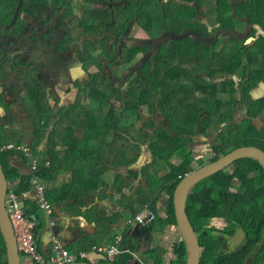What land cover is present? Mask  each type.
Here are the masks:
<instances>
[{"label": "trees", "instance_id": "16d2710c", "mask_svg": "<svg viewBox=\"0 0 264 264\" xmlns=\"http://www.w3.org/2000/svg\"><path fill=\"white\" fill-rule=\"evenodd\" d=\"M198 1L202 16L200 19L196 18L193 7L171 0L164 3V12L161 17L158 16L161 10L147 20H143L142 16L141 27L146 29L150 37H158L164 32L165 27L176 34L194 29L200 36L206 38L211 37L212 33L219 29L245 35L239 39L229 38L228 41L223 37L218 38L212 42V45L201 43L192 36L183 41H170L165 45L167 48L163 51L166 54L162 55V65L145 75L150 88H143V90L145 83L140 80H135L131 86L126 87V108L130 112H135L139 118L141 117L138 112L139 104L142 106L149 104L150 111L153 114L156 113V104L150 103L151 97L154 93L156 94V99H160L159 107L168 119L165 120L166 130L160 128L157 135L148 141L144 137L140 139L135 126L129 125L130 131L127 129L129 133H126L129 137H125L132 139V142L128 141L129 145L124 144V139L114 137L110 121L101 120V116L108 113V99L111 96L110 91H113L109 86L110 77L107 76L104 79L102 76L91 75L86 79L82 77L81 81L76 82L78 97H84V101L88 100V103L83 104L78 101L68 105L62 113V119L55 123L53 130L48 118L41 119L43 125L40 128L36 127V138L32 142L34 144L32 150L36 152L39 144L51 133L49 151L55 152L59 146H68L67 151L72 153L74 159H78L76 151L78 142L84 143L82 147L84 151L79 153H83L84 159L89 162L90 157H94L96 163L90 162L92 165L84 169L78 162L75 163L72 171L71 191L73 193L78 187L89 188V181L94 184H105V178L110 171L108 167L121 168L122 166H118L121 163L129 165L134 162L139 156L135 143H140L139 140H141L146 144L150 154L148 165L142 169L146 187H140L136 195L130 198L131 209L129 210L133 216L144 209H148L153 214L154 219L149 231L153 247L143 251L146 259L141 257L144 262L137 260L136 264H167V262L168 264H186L187 262L183 240L174 244L171 252L158 245L156 240L170 227H177L173 204L174 193L184 177L196 170L192 168L194 159L187 153L186 145L190 141V134L195 132L198 134V130L201 129V135H205L206 130L211 126L212 115L217 112L227 117L240 113V116L247 120L238 124L237 129L234 126L222 128V132L216 137L210 163L243 147H255L264 152V127L255 128L249 121L259 115L264 107V100L251 99L253 89L264 80V0ZM18 3L19 0H0V23L4 24L9 32ZM149 3L157 4L156 0H149ZM23 23L19 27L20 31L28 27L27 22ZM157 23L160 28L154 30ZM123 25L125 29L124 22ZM248 27L252 28L248 30ZM86 30L85 28L84 32ZM71 41L66 40V49ZM169 46L174 49H170ZM221 54L225 62L223 66L221 65L218 79L216 80L215 71L205 76L214 81V84L205 82L207 86L211 84L212 89L204 97L195 96L192 87L194 82L204 83L205 81L204 76L201 75L202 72H198V69L201 68L205 73L210 72L211 65L219 64L215 58L221 59ZM6 55L7 52L5 55L0 52L2 66ZM2 58L3 61H1ZM178 60L180 61L176 64ZM93 61L94 59H91L84 63L86 72ZM190 63L197 65V71L190 69L188 65ZM103 90L110 91L105 98H100V92ZM120 95L117 96L120 98ZM220 95L230 97L227 104L219 98ZM32 98L28 97L31 101ZM235 103L239 109L234 106ZM31 105L33 106V103ZM101 105L106 108L97 114L96 110ZM225 110L226 113H224ZM87 115L91 118L90 120H94L92 123H88L90 120H87ZM120 121L117 128L123 129L119 127ZM145 126L150 127L148 123ZM77 134L85 135L83 141L76 138ZM108 135L113 138L112 142L107 140ZM93 136L104 139L93 141ZM9 146L10 143L0 142V162L11 185L20 181L10 190L21 196L35 189L34 177L23 175L16 165V157L25 162H28L29 158L18 154L16 152L19 151L18 149H9ZM131 150L133 153H130ZM60 154L59 152L53 156L58 159ZM176 156H182L181 164H171V159ZM121 158L125 160L120 161ZM80 159L83 158L80 156ZM199 165L203 167L205 164L199 161ZM159 168L168 169V173L160 176ZM53 169V167L49 169L43 167L41 171L44 170L45 175L50 174L51 178H55L59 172L54 173ZM40 172H37L35 177L43 179ZM116 175V184H123L122 176ZM129 175L136 176L133 171H129ZM233 182L238 183L237 195L231 194L229 190ZM48 196L50 200L55 199L52 188L48 189ZM70 197L69 191L64 198ZM163 202H165V210L161 213L159 206ZM26 213L31 214L29 211ZM186 213L199 239L200 264H243L246 261H250V264H264V170L259 163L252 160L239 161L233 165L231 171L227 169L198 184L187 200ZM213 218L227 221L230 226L242 230L245 236L244 243L237 245L231 252L223 251L217 233L215 232L214 235V230L210 226V220ZM228 233L234 234V231L229 228ZM129 241L131 244L135 242L133 239L123 238L121 249L127 247L128 252L111 264H131L134 260L131 252H135L138 244L135 242V246L131 249L127 245V242L130 244ZM0 264H8L6 244L1 231Z\"/></svg>", "mask_w": 264, "mask_h": 264}, {"label": "flooded vegetation", "instance_id": "af4514ba", "mask_svg": "<svg viewBox=\"0 0 264 264\" xmlns=\"http://www.w3.org/2000/svg\"><path fill=\"white\" fill-rule=\"evenodd\" d=\"M168 1L171 0H156L157 4H150L149 0H66V3L63 2L61 4L57 3L56 0H19L16 6V13L11 23V31H7L5 25L0 23V52H3L4 55L7 52L4 61L3 58L1 59L3 66L0 65V84H5L3 89L7 88L6 82H8V78H5L2 73V70L4 72L6 70L9 79H12L9 82L10 89L7 93L13 92L20 95L25 86L27 93L23 90L26 94L24 98L28 99L31 96L33 97L32 101H35L33 106L30 105L31 108L29 107L32 117L31 120H46L48 118L47 120L51 125L55 120L62 119V113L68 106L67 99L63 100L59 98V93H55L54 91L59 86H62L63 80L61 77H58L59 74L66 77L67 82L65 83L70 84L73 79L75 83H72V89L75 90L77 89L76 82L81 81L82 77L86 79L88 76L94 75L102 76L105 79L109 76V86L113 91L109 90L111 96L108 99L109 106L107 108L109 110L107 111V116L112 124L114 136L117 139L123 140L125 137H129L127 135L129 133L127 132V122L126 126L121 123L123 129H118L117 126L120 120L115 119L114 110L118 109L121 111L123 109L126 112H130L126 108V87L128 85L131 86L135 80H140L145 83L142 89L150 88L149 82L145 79V75L153 72L157 66L162 65V55L166 54L163 52L167 48L165 46L166 43L168 44L170 41H183L192 36L201 43L212 45V42L218 38L223 37L228 41L229 38L239 39L245 35L244 33L241 34L219 29L213 32L211 37L206 38L200 36L194 29H188L181 34H176L168 31L167 27H165L161 35L158 37H150L146 29L141 27L140 22L142 21V16L143 20H147L157 11L161 10L158 12V16L161 17L164 12V3ZM175 1L193 7L196 18L200 19L202 17L198 0ZM20 4H22V7L17 16ZM23 22H27L28 27L20 31L19 27L24 24ZM123 22L126 24L125 29L122 27L124 26ZM84 27L87 29L86 32H84ZM159 28L160 25L157 23L154 30H159ZM247 29L250 30L251 27ZM59 32L62 34V38ZM170 35H174V37H169ZM180 35L186 36L182 39L177 38ZM161 37L165 39L162 43H153V41L156 42ZM67 39L72 41L69 42V47L66 49L65 42ZM75 46L77 47L74 48ZM169 48L174 49V47L170 46ZM91 59H94L93 64L86 72L84 70V63ZM215 60L219 64L216 66L211 65L210 72L207 71L205 73L201 68L198 69V72H202L201 75L204 76L203 79L205 81L204 83L194 82L192 87L194 88L195 96L204 97L212 89L211 84H214V81L207 77L205 78L206 75L215 71L216 80L220 76V68L223 66L222 64L225 62V59L222 58L221 54V59L216 57ZM188 65L191 70L197 71V65L193 63ZM57 82L61 83L58 87H56ZM205 82L211 84L207 86ZM7 93L5 95L6 97L8 96ZM54 94H56L55 98L53 97ZM119 94H121L120 98L117 96ZM257 94H259L258 97ZM155 96L156 94L154 93L150 99V103L154 102L156 104L157 111L155 114L150 111L149 104L143 106L138 105L140 118L135 112H130L131 119L138 120L134 122V126L140 139L144 137L149 141L157 135L160 128L167 129L165 120L168 119L159 107L160 99L157 100ZM251 99L254 101L264 100V80L259 82L253 89ZM78 101L83 104L88 103V100L84 101V97L79 98L77 94L70 104ZM237 103L234 104L235 107H237ZM39 105L43 106V108ZM224 113H226V110ZM216 116L217 121L232 123L235 129H237L240 121L247 120L243 119L240 113L227 117L223 113L217 112L210 119L211 126L212 119ZM90 117L88 116L87 120H90ZM263 119L264 107L259 115L249 121L262 120L261 122H264ZM146 123L149 124V128H146ZM229 124L226 125L227 128L232 127ZM222 126L218 128L221 130L220 132H222V128L224 127ZM34 129L36 131V127ZM218 131L210 135L206 130L205 135H201V129H199L198 134L196 132L190 134V141L186 147L187 153L191 157H194H192L195 161L192 165L194 170V166L197 167L196 170L201 168L199 167V161L204 162V164H211L213 148L216 144V142L213 144V139L215 141L217 140L216 134ZM139 141L140 143H135L138 150L141 147V150L146 149L148 151L146 144L141 140ZM130 153H133V150ZM207 155L210 157L208 161L203 159ZM176 157L180 159L179 164H181L182 156ZM232 168L233 165L227 169L231 171ZM237 188L238 183H231L229 186L230 193L237 195ZM211 220L212 225L210 226L217 233L219 242L226 247L235 248L238 244L233 242V240L237 231L241 235V230L235 228V226H230L227 221L216 220L215 218ZM215 222L220 224L221 228L215 227ZM229 228L234 231V234H227ZM243 264H250V262L246 261Z\"/></svg>", "mask_w": 264, "mask_h": 264}, {"label": "crops", "instance_id": "0c3cea01", "mask_svg": "<svg viewBox=\"0 0 264 264\" xmlns=\"http://www.w3.org/2000/svg\"><path fill=\"white\" fill-rule=\"evenodd\" d=\"M59 34L62 38V34L60 32ZM2 73L5 78H8V82H6L7 88L5 89H3V86H5V84H0V129L3 130H0V134L3 137H11L14 140V143H10V145L29 146V148L32 150V147L34 145L32 142H34V139L36 137L33 123L34 120H31V111L29 110L30 105L28 106L26 104V99L24 98V95L26 94L23 90H25V92L27 93V88L24 86V89H21L22 92L20 95H17L13 92L7 93V91L10 89L9 82L12 79H9L8 72L6 70L5 72L2 70ZM58 77L62 78V86L64 88L62 86H59L60 91H54L57 93H61L62 96H60L59 98L63 100L67 99V105H69L77 96V89H72V83H75V81L72 79V83L69 84L65 83L67 82V79L64 75L61 76V74H59ZM59 84L61 85L60 82H57L56 87H58ZM6 93L8 94L7 97L5 96ZM258 95L259 94H257V97ZM219 97L221 100H224L226 104L227 101L230 100V97L228 95H220ZM226 104L224 105V107L226 106ZM40 107L43 108V106ZM216 118L217 116L212 119V126L210 127V129H207V132L211 131V128H213V123L217 121ZM57 121L58 120H55L54 123L52 122L51 129ZM93 121L94 120H90L88 121V123H92ZM219 123L223 126L229 124V122L223 123V121H219ZM263 125L264 122H262L261 127H263ZM220 131L221 130H219L216 135H218ZM71 137L74 138L73 136ZM84 137V134H77L76 136V138L81 141H83ZM103 139L104 138L93 136V141H101ZM50 140L51 133H49L46 139L41 144H39L37 151L35 152L32 150V152L35 155L41 169H43V167L48 169L53 167L54 173L59 172L55 178H51L50 174L45 175L44 170L41 171L43 176V179H41L42 183L48 189L52 188L55 195V199L52 198L51 200L53 204V211L51 213H48L39 205L35 189L29 193H24L21 196L17 195L20 205L25 208L26 211L31 212L32 215L29 214V216L36 219L37 221L38 248L40 254L43 255L46 259L55 257L57 255V239L60 240V242H62V244L72 254H79L80 252H90L94 245H114L117 238H121L123 242L126 231L122 233H120V231H122L124 228L128 230L125 223L129 218L133 216L129 210L131 209L130 198L136 195L140 187H146V183L143 180L142 169L146 165H148L150 161V154H148L149 152L146 149L141 150L140 147L138 151L141 154H139L134 162L130 163L129 165H123L121 163L120 165H118L122 166L121 168L108 167L110 171L105 178V184H94L89 181V188L85 186L78 187L76 189V192L73 193L71 191V187H73L72 171L74 169L75 163L78 162L81 168L84 169L89 168V166L92 165L91 163H96V161L94 160V157H90V163L89 161L84 159L83 153H79L84 151L82 148L84 146L83 142H78V148L76 150L78 153V159H74L72 153L67 151L68 146H59L57 151L55 152L49 151L48 147ZM107 140L112 142V138H110V135L107 136ZM129 141L132 142V139H129ZM124 144H130L127 141V138H124ZM59 152L61 153L60 158L56 159L53 154L55 155ZM80 156L83 159H80ZM110 158H113V156H110ZM42 159L43 161L40 163V160ZM122 160H125V158L120 159V161ZM26 163L30 168H32L33 162H31V165L27 161ZM16 165H18L19 169H21L23 175L33 177L36 175V173H33L32 170L29 172L28 169L20 166L17 161ZM129 171H133L136 176L131 177L129 175ZM116 174L122 176L124 185L121 183L116 184ZM19 182L20 181L12 185L9 182V190ZM69 191L71 197L64 198L65 196H67ZM10 192L14 193V191L12 190H10L9 193ZM162 212L164 211H161V213ZM151 226L152 223L150 224L149 228H151ZM141 228L142 227L132 228V230L135 234L143 231L144 235L141 236L142 238H145V236L148 235V242H144V245H138V247L142 251H146V249H149L153 246L151 243V235L149 233L150 230H147L146 227H144L143 230H140ZM171 230L176 233V235L174 234L175 237H177V233H180L177 227H170L165 231V234L160 237L164 238L168 232H171ZM149 242L151 243V246L146 247ZM141 246H143V248ZM160 246L166 249L168 252H171L166 247L162 245ZM131 253L134 256V260L131 261V264H136L137 260L141 261V259H143L141 258L142 256H139L136 252ZM91 254L92 252L89 253V256L87 258L81 259L79 261H86L87 259L108 261L100 255ZM141 262L143 263L144 260ZM89 263L100 264L97 262Z\"/></svg>", "mask_w": 264, "mask_h": 264}, {"label": "water", "instance_id": "95a60500", "mask_svg": "<svg viewBox=\"0 0 264 264\" xmlns=\"http://www.w3.org/2000/svg\"><path fill=\"white\" fill-rule=\"evenodd\" d=\"M22 4H20L17 11V16L20 13ZM186 35H180L177 38L182 39ZM169 37H174L170 35ZM164 37H161L153 41V43L160 44L164 41ZM75 46L74 48H76ZM20 166L25 167L30 172V168L27 163L21 160L19 157L15 158ZM242 160H252L259 163L264 170V152L255 147H243L237 149L230 154L220 158L219 160L203 166L191 174H188L178 185L173 197L175 217L177 221V228L180 231L181 237L186 247L187 262L186 264H200L201 263V247L198 236L187 216L186 205L189 196L192 194L194 188L205 181L206 179L219 174L227 168L235 165ZM33 171V170H32ZM9 193V181L3 170V165L0 162V231L3 235L6 244L7 262L8 264H22V258L20 256L16 238L12 223L10 221L7 211V197ZM165 205V202H163ZM150 230L149 226L146 227ZM73 264H93L89 262H76Z\"/></svg>", "mask_w": 264, "mask_h": 264}, {"label": "built area", "instance_id": "2783aa9c", "mask_svg": "<svg viewBox=\"0 0 264 264\" xmlns=\"http://www.w3.org/2000/svg\"><path fill=\"white\" fill-rule=\"evenodd\" d=\"M9 148L18 149L33 162V173H39L41 171L38 161L29 146L10 145ZM34 184L39 205L48 213H51L53 211V204L48 196V188L39 178L34 181ZM7 211L13 226L20 256L21 258L24 256L27 259V264H73L81 259L87 258L90 252L100 255L110 263H113L125 252H128V249H121V238H117L114 245H94L90 252H80L79 254L70 253L62 242L57 239V255L46 259L40 254L38 248L37 221L26 213V209L20 205L18 196L13 192H10L7 197ZM153 219V214L148 209H144L139 214L129 218L125 225L128 229L137 227L144 228L150 226Z\"/></svg>", "mask_w": 264, "mask_h": 264}, {"label": "rangeland", "instance_id": "374dc122", "mask_svg": "<svg viewBox=\"0 0 264 264\" xmlns=\"http://www.w3.org/2000/svg\"><path fill=\"white\" fill-rule=\"evenodd\" d=\"M66 0H56V2L57 3H61V4H63V2L64 3H66L65 2ZM222 37V36H221ZM57 90H60V88H57V89H55V91H57ZM204 91H205V89H203ZM207 91V90H206ZM107 92H109V91H106V90H103V91H101L100 92V98H105L106 97V95H107ZM56 93V92H55ZM201 94V93H200ZM65 95V94H64ZM55 96H56V94H54L53 95V97L55 98ZM58 96L60 97V96H62V94L61 93H59L58 94ZM67 96V95H66ZM35 101H31L30 99H26V104L29 106V105H31L32 103H34ZM106 107H103L102 105L99 107V109H97L96 110V113L98 114V113H100V112H102V110H104ZM106 113V112H105ZM114 115H115V119L116 120H121L120 121V123H119V127H121V123L124 125V126H126V122H127V129H128V131H130V128H129V125H134V122H137L138 120H135L134 118L133 119H131V113L130 112H126V111H124L123 109L121 110V111H119L118 109H115L114 110ZM101 120H109L108 119V116L107 115H104V116H101ZM34 127H38V128H40L42 125H43V123L41 122V120H39V119H37V120H34ZM239 124H241V122L239 123ZM247 124H249V123H247ZM220 123H219V121H215L214 123H213V128H211V131H208L207 133L208 134H210V135H212L213 133H215V131L216 130H218V128L220 127ZM251 125L252 126H254L255 128H260L261 127V125H262V122L261 121H258V120H255V121H251ZM229 126H232V123H230L229 124ZM1 130V129H0ZM136 130V129H135ZM1 131H3V130H1ZM1 131H0V133H1ZM110 138H112L111 137V135H110ZM113 139V138H112ZM211 139V138H210ZM0 142L1 143H3V144H7V143H14V140L13 139H11V138H9V137H3L1 134H0ZM215 140L213 139V144H215ZM17 144V143H16ZM4 148H6V147H4ZM9 148V147H8ZM10 149V148H9ZM126 151V150H125ZM18 154H21L22 156H25V154L23 153V152H21V151H16ZM203 154V153H202ZM36 155H38V154H36ZM197 156H199L198 154H197ZM193 157V156H192ZM38 158H39V156H38ZM194 158V157H193ZM203 159L204 160H210V157L207 155V156H204L203 157ZM39 160V159H38ZM179 158H172L171 159V164H174V165H178L179 164ZM43 161V159L42 160H40V163ZM29 162V164L31 165V162L32 161H28ZM205 165H208V164H205ZM204 165V166H205ZM194 168L196 169L197 167L196 166H194ZM154 168H152V171L153 172H155V170H153ZM151 171V172H152ZM159 174H160V176H164V175H166L167 173H168V169H161V168H159ZM37 178L34 176V181L36 180ZM40 181H41V179H40ZM42 182V181H41ZM11 188V187H10ZM159 208H160V210L161 211H164L165 210V205L163 204V203H161L160 204V206H159ZM160 211V212H161ZM210 225H212V220H210ZM214 226L215 227H218V228H221V225L220 224H218V223H214ZM140 230H143V228H141ZM124 231H126V236H125V239L126 238H128L129 240H132L133 239V241H135L138 245H144V242H148L147 241V239H148V235H146L145 236V238H142L141 236L142 235H144V233H143V231H140L139 233H133V230L132 229H126V228H124L122 231H120V233H122V232H124ZM238 232L239 231H237L236 232V236H235V238H234V240H233V242H236V244H238V245H241L242 243H244V238H245V236H244V233H243V231L241 230V235L240 234H238ZM119 233V234H120ZM174 234L176 235V233H174V231L173 230H171V232L169 233H167V235L164 237V238H161V237H159V238H157V242L159 243V245H162V246H164V247H166L167 249H169L170 251H172V246L174 245V244H176V243H178L180 240H183L182 239V237H181V234L180 233H177V237H175L174 236ZM179 234V235H178ZM214 235H215V232L213 233ZM140 236V237H139ZM179 236V237H178ZM135 242H133V244H131L130 242V244H128V242H127V245H128V247L129 248H131L132 249V247L133 246H135ZM151 243L149 242L148 243V245L146 246V247H148V246H151L150 245ZM233 244V243H232ZM231 244V245H232ZM142 248H143V246H141ZM153 247V246H152ZM222 249H223V251H226V252H231L234 248H230V247H226V246H224L223 244H222ZM135 252L139 255V256H142V257H144L143 256V251L138 247V246H136V250H135ZM144 259H146L145 257H144ZM144 259H141V261H143ZM86 261H89V262H94V263H100V264H106L104 261H102V260H93V259H87ZM26 262H27V259L24 257V256H22V264H26ZM250 262V261H249ZM107 264H111V263H107Z\"/></svg>", "mask_w": 264, "mask_h": 264}]
</instances>
